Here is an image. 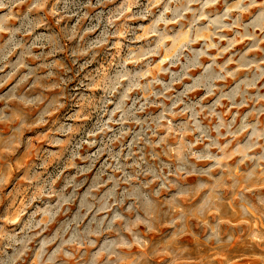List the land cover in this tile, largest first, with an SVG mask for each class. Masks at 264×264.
I'll use <instances>...</instances> for the list:
<instances>
[{
    "label": "rangeland",
    "instance_id": "obj_1",
    "mask_svg": "<svg viewBox=\"0 0 264 264\" xmlns=\"http://www.w3.org/2000/svg\"><path fill=\"white\" fill-rule=\"evenodd\" d=\"M0 264H264V0H0Z\"/></svg>",
    "mask_w": 264,
    "mask_h": 264
}]
</instances>
